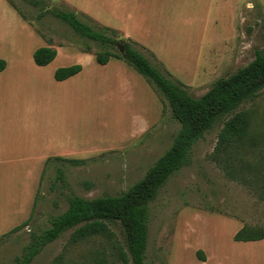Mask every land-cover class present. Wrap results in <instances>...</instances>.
Returning <instances> with one entry per match:
<instances>
[{"label": "rangeland", "instance_id": "obj_1", "mask_svg": "<svg viewBox=\"0 0 264 264\" xmlns=\"http://www.w3.org/2000/svg\"><path fill=\"white\" fill-rule=\"evenodd\" d=\"M10 1L54 49L85 54L73 56L76 62L71 64H64L58 55L46 67V89L52 102L46 126L53 139L52 151H80L84 145L116 148L102 150L83 163L55 164L45 172L31 221L0 239V264H16L31 233L49 227L53 217L66 211L70 197L95 199L128 190L170 148L180 128L169 106L164 107L143 76L114 57L105 66L98 64L95 53L103 49L78 36L50 10L75 11L92 26L109 27L121 37L120 29L139 36L141 41L131 39L135 47L195 98L203 96L218 79L252 62L256 51H264V0H143V10L140 7L133 24L124 22V11H119L127 4L132 9L125 0L115 4L114 0H98L93 10H97L100 23L63 0H40L39 7L25 0ZM73 3L75 7L88 6L85 0ZM33 30L22 27L21 50L48 46L40 37L31 36ZM120 49L121 45L115 47L118 52ZM86 53L94 55L93 59ZM75 64L83 66L78 75L61 83L55 80L57 69ZM142 100L149 102V111L157 113L159 102L160 109L156 117L149 115L153 117L149 121L136 122L139 117L128 109L142 105ZM154 100L157 110L152 107ZM238 111L250 115L256 141L252 158L259 161L264 158V89ZM222 126L216 125L194 145L189 164L172 176L150 203L146 264H198L193 263L196 259L206 264H264V240L247 247L243 245L248 243L234 241L235 233L244 226L264 227V196L254 185L231 179L213 161ZM260 166L264 170V165ZM25 177L21 172V179ZM11 191L8 184L0 186V214L9 211ZM111 229L116 235L112 241L123 242L121 228L112 225ZM72 231L47 245L31 264H51L61 255L66 264H118L112 241L95 237L72 244Z\"/></svg>", "mask_w": 264, "mask_h": 264}, {"label": "trees", "instance_id": "obj_2", "mask_svg": "<svg viewBox=\"0 0 264 264\" xmlns=\"http://www.w3.org/2000/svg\"><path fill=\"white\" fill-rule=\"evenodd\" d=\"M7 1L27 21L15 4ZM25 1L35 7L42 3L40 0ZM50 13L68 24L78 36L94 41L103 49L95 53L98 64L106 65L114 57L123 59L133 67L154 87L164 107L169 106L171 115L180 124V128L170 148L128 190L118 195H103L95 199L70 197L66 211L53 217L49 227L39 233H31L30 243L24 247L22 256L16 258V264H31L47 245L69 230H73L69 237L72 244L95 237L112 241L116 237L111 229L112 225L119 226L123 234V242L112 241L118 264H146L150 203L156 199L167 181L189 164L194 145L220 123L223 126L218 135L213 161L231 179L254 185L260 189V196H264V170L260 166L264 165V158L259 161L252 158L256 141L251 131V118L247 111H238L264 89V51H256L252 62L229 77L218 79L203 96L195 98L183 84L165 73L160 65H154L144 56L135 47L136 42L121 37L116 30L100 25L92 26L84 22L75 11L52 9ZM119 45L120 52L115 50ZM86 52L90 53L91 50L87 49ZM56 56L57 50L52 47L38 48L33 54L38 66L50 64ZM5 65V61L0 60V72ZM81 70V65L62 67L56 70L54 78L64 81ZM55 160L73 164L84 162L60 158ZM59 176H63L61 169ZM28 223L29 220L10 233L21 230ZM262 240L264 227L244 226L234 235V241L237 242ZM200 253L198 252V256ZM51 264L66 263L61 255Z\"/></svg>", "mask_w": 264, "mask_h": 264}, {"label": "crops", "instance_id": "obj_3", "mask_svg": "<svg viewBox=\"0 0 264 264\" xmlns=\"http://www.w3.org/2000/svg\"><path fill=\"white\" fill-rule=\"evenodd\" d=\"M63 1L78 12L87 15L98 23L101 22L96 13L97 10L95 9L96 12L93 10V7L95 8L99 3L98 0H85L88 6L78 4L77 7L73 6L74 0ZM125 1L131 3L132 9L127 4L124 9L119 11H124V22L133 24L136 21V15L139 14L140 16V7L143 10V0ZM118 2L121 3L122 0H114V4ZM135 10L136 13H134ZM22 27L25 29L30 27L33 30L32 26L22 18L7 0H0V60L6 63L4 70L0 72V182L10 185L13 190V192L11 191V199L9 198L8 202L9 211L6 214H0V239L17 226L22 225L26 220L31 221L36 207L38 190L45 172L50 170L53 165L62 163L55 159L79 161L94 156L102 150L116 148H102L100 145L85 147L84 145L80 151H64V149L52 151L53 139L46 126L47 119H50L51 116L52 103L51 95L47 94L46 89V67L49 64L38 66L35 63L33 54L37 49L21 50ZM120 32L124 34L123 37L126 39L133 38L141 41L139 36L126 29H120ZM31 36L43 39L35 30L32 31ZM47 47L53 48L50 44ZM58 55L60 58H64V64H71L76 62L73 56L78 55L80 57V55L85 54H77L67 48H58ZM86 55H89L88 58L93 59L94 55L87 53ZM115 59L120 63H125L127 65L125 67H131L123 59ZM65 60H69V63H66ZM126 71L129 72L130 68H126ZM76 75L64 81L55 80L61 83ZM48 81H51V74ZM136 86L138 85L136 84ZM147 93L149 96L148 91ZM153 103L152 107H156L157 110V100H154ZM141 104L128 109L131 112L130 114L139 117L136 122L149 121L150 118L152 119L158 115L160 102L157 113L149 111L151 106L147 100H142ZM125 113H127V110ZM151 113L153 117L149 116ZM131 139L132 135L124 145ZM21 172H25V179H21ZM239 243H248L243 247L251 244V242ZM196 262L198 264L207 263L197 259L193 260V263Z\"/></svg>", "mask_w": 264, "mask_h": 264}]
</instances>
